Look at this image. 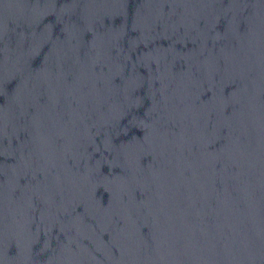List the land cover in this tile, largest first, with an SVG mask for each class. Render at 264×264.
Here are the masks:
<instances>
[{"label": "water", "instance_id": "1", "mask_svg": "<svg viewBox=\"0 0 264 264\" xmlns=\"http://www.w3.org/2000/svg\"><path fill=\"white\" fill-rule=\"evenodd\" d=\"M0 264H264V0H0Z\"/></svg>", "mask_w": 264, "mask_h": 264}]
</instances>
